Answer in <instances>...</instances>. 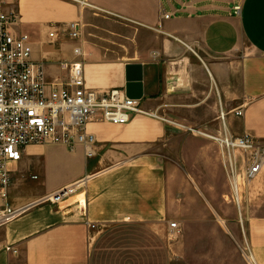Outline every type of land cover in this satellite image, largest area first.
I'll list each match as a JSON object with an SVG mask.
<instances>
[{"label":"crops","instance_id":"1","mask_svg":"<svg viewBox=\"0 0 264 264\" xmlns=\"http://www.w3.org/2000/svg\"><path fill=\"white\" fill-rule=\"evenodd\" d=\"M0 1L18 13V30L30 35L49 79L67 78L61 61L82 59L67 34L81 21L87 84L120 88L153 114L89 122L93 157L81 145L28 146L15 167L13 204L86 184L1 227L0 264H264V169L246 182L239 167L236 200L227 160L207 136L221 130L223 110L230 134L264 142V0ZM217 171L220 201L239 211L224 203L211 229L205 206ZM171 221L182 224L178 243L167 238Z\"/></svg>","mask_w":264,"mask_h":264},{"label":"built area","instance_id":"2","mask_svg":"<svg viewBox=\"0 0 264 264\" xmlns=\"http://www.w3.org/2000/svg\"><path fill=\"white\" fill-rule=\"evenodd\" d=\"M73 1L95 7L86 0ZM239 11L240 7H237L236 13ZM18 20V13L5 11L0 1V228L34 206L67 201L86 184V180H80L33 202L13 204L10 191L15 170H11L8 163L19 162L28 146L55 144L73 149L81 145L87 156L93 157L96 137L86 130L89 122L121 125L129 123L133 113L153 115L142 110L138 101L120 88L103 91L87 84L82 46L85 26L81 21L71 22L67 34L79 43L74 54L82 59L61 61L67 78L49 79L44 62L33 57L30 35L18 30ZM56 35L57 30L53 29L50 36L55 38ZM235 113L243 115V110ZM226 118L227 113L221 110V130L207 136L218 143L227 160L237 200L238 169L244 167L246 182H251L263 171L264 142L255 140L248 133L230 134ZM78 204L82 206L80 201ZM82 212L85 213V205ZM181 233L180 224L171 221L169 234L178 237ZM5 250L18 252L12 246ZM252 264H256L254 259Z\"/></svg>","mask_w":264,"mask_h":264},{"label":"rangeland","instance_id":"3","mask_svg":"<svg viewBox=\"0 0 264 264\" xmlns=\"http://www.w3.org/2000/svg\"><path fill=\"white\" fill-rule=\"evenodd\" d=\"M17 164L18 163H16V162H13V161H10L9 163H8V167L11 169V170H16V166H17ZM220 175H219V172L217 171V172H215V173H213V179L211 180L212 182H211V188H210V190L209 191H211V197L213 198L212 200V204H211V206H209V205H206L205 206V208H209V207H211V214H210V216H213L212 218V221H211V224L210 225H206L205 227L206 228H211V229H215V228H219L220 227V225H219V222H218V216H224V214H223V211L226 209V205H227V207L229 208V210H230V213L231 212H238L239 210L237 209V206L234 204V203H232V202H228L226 205L224 204V203H222L221 201H220V198H221V195H222V192L223 191H225V187H224V185H223V180H221L220 181V177H219ZM221 186H223V189H222V187ZM197 190L198 191H202V189L201 190H199L198 188H197ZM206 190H208V189H206ZM232 214V213H231ZM184 227V226H183ZM181 228H182V224H181ZM201 228H204V226H201ZM181 235H183V231H182V234ZM179 236L178 238L177 237H173V236H171L169 233H168V235H167V238H168V240H169V242L170 243H178V242H180V240H182V238H183V236Z\"/></svg>","mask_w":264,"mask_h":264},{"label":"bare ground","instance_id":"4","mask_svg":"<svg viewBox=\"0 0 264 264\" xmlns=\"http://www.w3.org/2000/svg\"><path fill=\"white\" fill-rule=\"evenodd\" d=\"M78 201H80L82 203V206H84V204H85V195L84 194L79 195L78 196Z\"/></svg>","mask_w":264,"mask_h":264}]
</instances>
